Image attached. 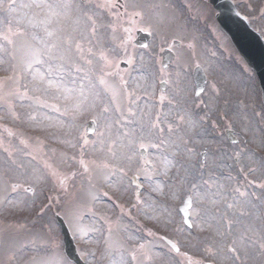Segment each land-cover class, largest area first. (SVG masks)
<instances>
[{
	"label": "rangeland",
	"instance_id": "obj_1",
	"mask_svg": "<svg viewBox=\"0 0 264 264\" xmlns=\"http://www.w3.org/2000/svg\"><path fill=\"white\" fill-rule=\"evenodd\" d=\"M116 1L0 0V264H67L55 214L85 264H264L257 78L205 3L165 0L187 21L167 27L140 0H122L121 16ZM233 2L264 38V0ZM132 27L152 34L148 49L132 46ZM174 38L182 48L163 71ZM196 64L207 75L198 98Z\"/></svg>",
	"mask_w": 264,
	"mask_h": 264
},
{
	"label": "water",
	"instance_id": "obj_2",
	"mask_svg": "<svg viewBox=\"0 0 264 264\" xmlns=\"http://www.w3.org/2000/svg\"><path fill=\"white\" fill-rule=\"evenodd\" d=\"M210 2L213 3L214 7L219 10L220 14L217 16L218 23L221 25L225 33L229 34L233 44L237 47V50L239 51L240 55L244 57L247 64L251 65L255 69L260 80V86H262L263 89L264 98V43L262 42L261 37L250 29L245 20H243L238 12L234 10L231 2L228 0H210ZM148 39L149 38L147 35H139L140 43L137 44L139 46H144L146 45ZM169 57L170 52L165 51L163 54L164 63L170 59ZM193 78H195L196 89L199 93L203 90L206 80L201 68L196 67ZM93 129L94 126L92 125V130ZM141 153L144 155V151L141 150ZM132 180L134 184H137L135 177ZM189 205L190 199L188 198L185 201V205L181 208L186 221L188 220L187 216ZM57 222L60 224L61 232L64 236L66 255H68V258L74 264H83L76 253L75 245L73 244L65 223H63L62 219L58 216Z\"/></svg>",
	"mask_w": 264,
	"mask_h": 264
},
{
	"label": "flooded vegetation",
	"instance_id": "obj_3",
	"mask_svg": "<svg viewBox=\"0 0 264 264\" xmlns=\"http://www.w3.org/2000/svg\"><path fill=\"white\" fill-rule=\"evenodd\" d=\"M131 29H139V28L132 27Z\"/></svg>",
	"mask_w": 264,
	"mask_h": 264
}]
</instances>
